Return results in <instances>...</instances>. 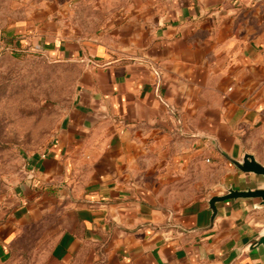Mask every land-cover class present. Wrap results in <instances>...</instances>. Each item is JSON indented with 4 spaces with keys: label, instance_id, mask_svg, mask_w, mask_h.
I'll return each instance as SVG.
<instances>
[{
    "label": "crops",
    "instance_id": "obj_1",
    "mask_svg": "<svg viewBox=\"0 0 264 264\" xmlns=\"http://www.w3.org/2000/svg\"><path fill=\"white\" fill-rule=\"evenodd\" d=\"M4 48L76 77L0 197V264H264V209L207 203L256 178L219 149L264 164V0H0Z\"/></svg>",
    "mask_w": 264,
    "mask_h": 264
},
{
    "label": "rangeland",
    "instance_id": "obj_2",
    "mask_svg": "<svg viewBox=\"0 0 264 264\" xmlns=\"http://www.w3.org/2000/svg\"><path fill=\"white\" fill-rule=\"evenodd\" d=\"M32 1L35 12L42 0ZM84 22L88 29L93 21ZM16 52L0 49V197L51 137L70 106L76 77L70 63Z\"/></svg>",
    "mask_w": 264,
    "mask_h": 264
},
{
    "label": "water",
    "instance_id": "obj_3",
    "mask_svg": "<svg viewBox=\"0 0 264 264\" xmlns=\"http://www.w3.org/2000/svg\"><path fill=\"white\" fill-rule=\"evenodd\" d=\"M219 152L236 168L242 172L253 174L256 178L242 188L225 187L224 193L213 195L208 199L207 203L211 212L210 225L217 214L216 203L226 199H244L249 202L251 208L264 209V164L249 152H244L240 159H234L220 149ZM244 246L248 250L255 248L264 250V225Z\"/></svg>",
    "mask_w": 264,
    "mask_h": 264
}]
</instances>
